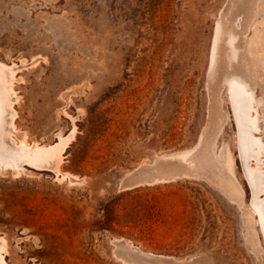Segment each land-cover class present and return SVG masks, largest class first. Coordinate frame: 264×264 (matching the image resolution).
I'll use <instances>...</instances> for the list:
<instances>
[{
  "label": "rangeland",
  "instance_id": "374dc122",
  "mask_svg": "<svg viewBox=\"0 0 264 264\" xmlns=\"http://www.w3.org/2000/svg\"><path fill=\"white\" fill-rule=\"evenodd\" d=\"M0 71L1 264H264V0H0Z\"/></svg>",
  "mask_w": 264,
  "mask_h": 264
},
{
  "label": "bare ground",
  "instance_id": "6f19581e",
  "mask_svg": "<svg viewBox=\"0 0 264 264\" xmlns=\"http://www.w3.org/2000/svg\"><path fill=\"white\" fill-rule=\"evenodd\" d=\"M3 75V72L0 71V77ZM232 98L234 99V102L236 104L238 113H239V121L241 124V128L243 130L242 133V141L241 146L245 153H249L252 151V148L254 145L257 144L256 141L249 138L246 134V127L248 120L246 118V111L244 109V103L248 99L247 95L243 92V87L241 85L237 86L236 84L233 86L231 90ZM11 122H13V119H11ZM11 124V123H10ZM10 131L9 134L12 133L15 129L14 124L9 125ZM5 129V124H0V142L2 137V134ZM13 143V147L10 149L3 148L2 145H0V148L6 151L8 154L7 159L0 158V167L6 168V167H12L14 169H18L21 167V163H26L31 167L38 168V169H50L55 170L58 166V163L60 162V151L58 149H52V150H43V149H37V148H24V143H19L14 136L12 139H9ZM0 149V150H1ZM51 162V163H50ZM18 173V170L17 172ZM250 177L252 179V182L255 185L256 192H259V185H260V175L258 173H250ZM256 208L260 214V221L264 222V204L258 203L256 204ZM3 247H0V252L2 251ZM1 264V263H0Z\"/></svg>",
  "mask_w": 264,
  "mask_h": 264
}]
</instances>
